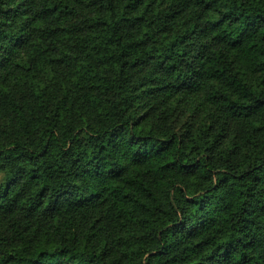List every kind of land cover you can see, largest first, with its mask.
<instances>
[{
	"label": "trees",
	"instance_id": "16d2710c",
	"mask_svg": "<svg viewBox=\"0 0 264 264\" xmlns=\"http://www.w3.org/2000/svg\"><path fill=\"white\" fill-rule=\"evenodd\" d=\"M0 264H264V0H0Z\"/></svg>",
	"mask_w": 264,
	"mask_h": 264
}]
</instances>
